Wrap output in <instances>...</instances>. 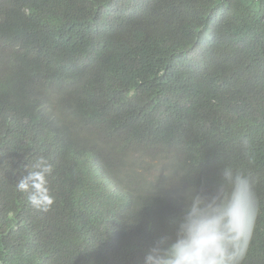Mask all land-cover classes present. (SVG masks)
<instances>
[{
    "label": "trees",
    "instance_id": "trees-1",
    "mask_svg": "<svg viewBox=\"0 0 264 264\" xmlns=\"http://www.w3.org/2000/svg\"><path fill=\"white\" fill-rule=\"evenodd\" d=\"M41 157L48 212L15 190ZM226 165L264 264V0H0V264H143Z\"/></svg>",
    "mask_w": 264,
    "mask_h": 264
},
{
    "label": "clouds",
    "instance_id": "clouds-1",
    "mask_svg": "<svg viewBox=\"0 0 264 264\" xmlns=\"http://www.w3.org/2000/svg\"><path fill=\"white\" fill-rule=\"evenodd\" d=\"M241 150L249 165L256 163L257 153L248 138L241 140ZM25 169L15 190L28 193L33 208L48 212L55 203L48 179L53 164L41 157ZM219 176L212 191L195 185L185 190L186 206L168 218L172 230L155 239L143 264H244L261 211L256 179L251 171L231 165L221 168Z\"/></svg>",
    "mask_w": 264,
    "mask_h": 264
}]
</instances>
